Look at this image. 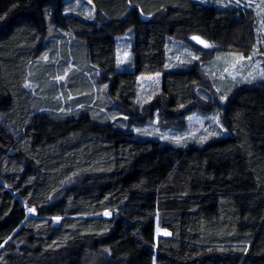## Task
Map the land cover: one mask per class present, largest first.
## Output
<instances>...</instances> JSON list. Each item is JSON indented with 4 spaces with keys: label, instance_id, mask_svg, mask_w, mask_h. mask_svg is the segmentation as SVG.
I'll list each match as a JSON object with an SVG mask.
<instances>
[{
    "label": "trees",
    "instance_id": "16d2710c",
    "mask_svg": "<svg viewBox=\"0 0 264 264\" xmlns=\"http://www.w3.org/2000/svg\"><path fill=\"white\" fill-rule=\"evenodd\" d=\"M72 1L0 0V264H264V81L217 101L200 62L216 50L249 56L260 41L264 55L253 10L91 0V18L67 12ZM127 33L132 64L120 70L116 44ZM171 40L200 61L169 67ZM60 56L61 72L71 57L103 81L95 95L70 74L80 94L73 108L83 105L71 114L53 100ZM157 73L159 92L139 105V77ZM219 108L228 132L203 144L140 138L127 127L157 116L183 129L190 113Z\"/></svg>",
    "mask_w": 264,
    "mask_h": 264
},
{
    "label": "rangeland",
    "instance_id": "374dc122",
    "mask_svg": "<svg viewBox=\"0 0 264 264\" xmlns=\"http://www.w3.org/2000/svg\"><path fill=\"white\" fill-rule=\"evenodd\" d=\"M205 4L217 5L222 8L226 7H237L243 9L253 10L256 16L257 22V34L259 39H263L264 36V0H239L237 4L236 0H202ZM78 11H83L86 17H94V9L89 3V0H73L69 4L67 12L78 13ZM131 34L127 33L122 37L117 39V58H118V67L120 70L130 69L132 64V40ZM194 42H197L193 40ZM200 44L199 42H197ZM209 43V42H208ZM214 43H209L212 48ZM201 45V44H200ZM203 46V45H202ZM263 46V44H262ZM261 41L253 49L251 55L244 56L241 53L235 51H223L216 50L212 59L206 63L200 61L206 70L209 73V77L212 81V91L216 97L215 100L220 101V97L223 95L227 97L232 89L236 86L242 84H253L256 82L264 81V55L261 52ZM125 53H128V56H125ZM193 57H198L194 52L193 48L190 47L187 43H183L176 40H171L168 44V66L171 68L187 67L190 66L193 61ZM244 57L243 60L240 58ZM248 57H251L249 60ZM73 58L66 59L65 69L61 72L60 66H63V59H60L55 63L56 66V76L50 77L56 82L58 88L55 93L54 101L60 102V112H66L71 114L72 110L82 109L83 105L78 104L73 108V101L79 98L80 94L75 93L71 90V75L74 72H78L86 80H88L92 85L91 88L94 91V94L99 93V87L95 84V80L103 82L100 75V70L95 67L91 69L77 71V66L72 62ZM191 61V63H188ZM227 69V71H225ZM251 74V75H250ZM161 76L159 73L143 75L139 77V88H138V104L144 105L153 99L159 92V87L161 84ZM57 77H63V79L57 80ZM96 78V79H95ZM46 82V81H45ZM27 89L33 94L36 95L37 91L41 89L40 83H38L33 75H29L26 82ZM71 88V89H70ZM103 92L106 94L105 89ZM212 94V93H211ZM97 98V97H95ZM97 100V99H96ZM223 101V100H221ZM100 112L104 111L99 109ZM127 127L132 131L137 137L140 138H155L162 140L164 142L174 143L171 140L173 136H182L184 137L181 144L186 146L189 143H198L203 144L213 139L219 135H226L227 129L225 128L222 118H221V109L216 110L214 113H203L201 111H194L187 115L186 117V127L185 128H174L166 125L164 122L158 119L155 116L153 119L148 120L145 124H133L127 121ZM135 129H140L138 133ZM153 133L148 135L146 133ZM215 133V135H212ZM168 136V140L161 139L162 136ZM202 137L206 139L202 140ZM176 144V143H174ZM31 214H36L35 212H30ZM59 222V221H56ZM157 236L165 235L167 233L165 230H161L159 226L157 227Z\"/></svg>",
    "mask_w": 264,
    "mask_h": 264
},
{
    "label": "snow or ice",
    "instance_id": "6c2138e0",
    "mask_svg": "<svg viewBox=\"0 0 264 264\" xmlns=\"http://www.w3.org/2000/svg\"><path fill=\"white\" fill-rule=\"evenodd\" d=\"M90 2H91V0H89V3H90ZM236 2H237V4H239V0H236ZM192 39L195 40V41H197V42H199V43H200L201 45H203L204 47H211V45H209V43H208L206 40L201 39L199 36H193ZM125 56H128V53H125ZM192 59H193V60H198L199 57H193ZM240 59L243 60L244 57H241ZM248 59L250 60L251 57H248ZM188 63H191V61H188ZM225 71H227V69H225ZM156 75L158 76L159 73H157ZM250 75H251V74H250ZM56 79H57V80H60V79H63V77H57ZM105 87H106V86H105ZM220 99H221V100H225L226 97L222 95V96L220 97ZM181 107H183V105H181ZM113 119H115V117H113ZM124 119L126 120L127 117H124ZM135 131L139 133L141 130H140V129H135ZM146 134H148V135H152L153 133H150V132H149V133H146ZM212 135H215V133H212ZM161 139L168 140L169 137L165 135V136H162ZM183 139H184V137H182V136H173V137H171V140H172L174 143H176V144H181L182 141H183ZM203 139H206V137H202V140H203ZM28 211H29V212H35V209H34V208H30V209H28ZM104 215H105V216H109V215H111V213H110L108 210H105ZM61 219H62V218L59 217V216H57V217H53V220H55V221H60ZM165 235H167V233H165ZM0 246H2V245H0Z\"/></svg>",
    "mask_w": 264,
    "mask_h": 264
}]
</instances>
